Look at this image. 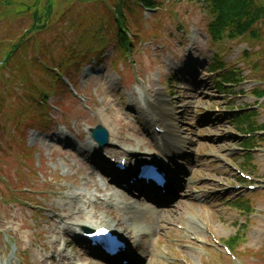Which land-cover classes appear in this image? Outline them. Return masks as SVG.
Here are the masks:
<instances>
[{"label":"rangeland","instance_id":"374dc122","mask_svg":"<svg viewBox=\"0 0 264 264\" xmlns=\"http://www.w3.org/2000/svg\"><path fill=\"white\" fill-rule=\"evenodd\" d=\"M5 1L9 2V6H3L0 2V264L8 261L9 264H38L41 261L45 232L54 229L55 225V231L60 232L61 227L57 224L58 219L54 214H61L60 207L67 203L66 196L71 192L82 196L85 192L98 191L100 195L101 192H106V188L101 190L97 185L93 177L94 168L86 164V156L83 155L80 159L76 156L79 152L71 148L81 147L82 143L91 141L86 134L87 127L101 124L116 141L120 136L122 145L119 147L136 149L138 145L140 151L161 153L156 150L151 134L142 126L141 116L144 114L145 99L161 110L159 125H170L177 132L184 151L182 160L179 161L183 164L179 172L183 173L176 176L182 185L179 191L175 189V199L159 208L167 211L166 214H163L161 219L150 218V225L155 231L142 237L141 247L133 254V264H163L161 259L165 253L173 258L169 260L170 264H183L176 259L178 257L190 264H224L220 258L212 255V261H208V256H202L199 250L187 247L191 245L199 249L193 245L189 236L180 234L173 228V225L187 227L189 222L194 223L198 218L204 223L212 224L214 234L222 239L223 244L229 243V236L236 232L239 224L248 225L242 232L245 243L239 246V251L247 252L241 256L238 248L232 245L233 252L238 251L239 256L245 259L244 264H264V193L252 195L243 189L233 191L234 186L239 187V182L235 180L233 172L227 169L226 164L235 163L238 168L243 169L241 158L246 154L239 149V140L242 139L243 133L236 131L223 114L229 107H232V110L244 109L253 107L256 103L249 92L254 86H260L261 83L256 81L264 82V22L259 40L225 41L215 46L206 36L204 27L210 21V15L203 11L202 2L176 0L178 2L169 7L171 10L167 8V12L155 17L161 25L159 28L154 24L155 19L151 18V14L142 13L139 20L141 34L133 39L132 55H125L121 59L118 57L120 61L113 65L117 55L112 51V47L107 45L104 50L106 55L101 61L95 55L88 54L87 60L79 66V72L71 61L63 77L70 80L73 90L69 86L67 93L59 89V95L63 93L62 96L48 101L49 105L60 107V110L48 112L51 121L53 117V122H44L47 124L45 127L39 122L44 130L42 133L27 129L20 134L25 123L29 124L31 120L39 121V117L34 114V106L27 102L30 94L26 92L24 85L30 88L32 97L37 98V104L40 102L36 92L38 84L41 90L49 89L53 85V81L46 74L43 75L38 70L33 71L23 64H20L11 76L4 60L12 45L20 40L24 31L31 28V14L35 12L41 18V24L47 23L48 26L44 36L32 38L40 44L39 47H49L42 53L38 50L37 57L46 55L49 63L57 62L62 65L61 61L66 63L67 57L75 50H81L77 48L88 39L87 32H95L100 24L97 23L98 15L108 10L100 1ZM258 1L264 5V0ZM47 5L52 8L49 9L48 15H43ZM92 15V18L88 17ZM69 20L78 27L71 28ZM178 26L184 32L178 31ZM84 27L87 32L85 37H81V29ZM52 35L61 36V42L52 43ZM105 40L108 41L107 38ZM180 44L184 46L181 47ZM85 47L87 45H82L81 48ZM27 48L28 54L12 59V67L19 63L20 58L29 61L27 57L33 55V50L30 45ZM245 51L251 53L252 57H260L257 70L251 74L244 68L246 82L242 88L230 91V96L218 93L212 83V76L208 75L212 56L219 53L225 61L232 62L237 61ZM67 65L61 67L65 68ZM172 76L178 79L175 88L177 94L170 95L166 82ZM249 79L255 81H248ZM239 89L244 95L233 94ZM157 96L162 97L166 105L157 106ZM134 99L139 102L137 108L130 104ZM257 115L256 124H264V111L258 110ZM59 121L66 122L65 129L58 124ZM18 126L21 129H18L17 137L10 138ZM76 132L80 135L78 139L74 136ZM60 133L66 135L65 138L68 137L73 143L65 144L63 140L59 141ZM258 136L264 139V133ZM255 148L249 156L256 169L251 170L252 173L248 169L243 170L249 171L261 181L259 191L262 192L264 141L258 142ZM238 197L249 198L255 213L250 219L247 214L237 212L233 208L235 206L231 207L229 204ZM139 201L147 205L141 207L145 210L157 209L149 208L144 200ZM202 202L210 206L200 208L198 205ZM98 203L93 204L96 210L92 211L97 219L101 220V216H104L108 217L114 226L125 224L124 227L128 231L124 233L125 236L130 239V244L135 242L134 224L124 223L125 220L115 215L113 210H105L104 206ZM111 214L115 216L112 217ZM248 222L250 224H245ZM144 223L145 221L142 222ZM72 239V235H60L59 243L63 247L65 240L69 241L70 247L77 255L83 259H91L92 264H98L90 254L83 252L81 246L71 244ZM130 248L132 253L134 247ZM44 253L49 257L50 245L46 244ZM248 256L253 259L250 260ZM224 262L230 264L228 260ZM45 264L71 262H60L55 258L53 262L47 259Z\"/></svg>","mask_w":264,"mask_h":264},{"label":"trees","instance_id":"16d2710c","mask_svg":"<svg viewBox=\"0 0 264 264\" xmlns=\"http://www.w3.org/2000/svg\"><path fill=\"white\" fill-rule=\"evenodd\" d=\"M140 1V0H139ZM145 5L151 7L149 0H142ZM214 15L218 18L214 24H209L207 27L208 33L210 37L215 39L219 36V34L226 33L229 36H241L243 34H247L251 37L257 36V28H254L255 24L262 19V15L264 14V6L258 4L255 0H208ZM1 2V1H0ZM141 2V1H140ZM124 6V2L120 3L116 7V11L118 12V17L116 18V23L118 29L116 30V38L118 44H120V48L125 49L128 43V37L125 29H124V19L123 13L121 11V7ZM39 17L36 16L34 23L39 24ZM33 24L35 28L38 25ZM224 64L216 62L211 70H215L216 68L223 67ZM237 75L235 73L224 74L222 77V81H228L232 83L235 81ZM239 77V76H238ZM219 91L222 90L221 84L219 82H215ZM257 95L261 93L255 91ZM250 115H244V117L239 119H234V124L240 131H250L255 128L254 124L250 122ZM249 142L243 143V147H248ZM249 157H247V160ZM249 161V160H248ZM240 206V205H239ZM241 207V206H240ZM248 210V207L245 209ZM234 240H231L233 242Z\"/></svg>","mask_w":264,"mask_h":264},{"label":"bare ground","instance_id":"6f19581e","mask_svg":"<svg viewBox=\"0 0 264 264\" xmlns=\"http://www.w3.org/2000/svg\"><path fill=\"white\" fill-rule=\"evenodd\" d=\"M158 118H160V112L159 113L156 112L153 118H150V119L147 118L144 121L145 129L149 130V127L151 128V123H154L156 120L158 121ZM169 135L171 137L174 136V134H172V132L170 130H169ZM70 142L73 143L72 140H70ZM110 143H112V145L115 144V142H113V138L110 140ZM86 147L89 149L91 147V144H86ZM135 152L136 151H134L132 149H124V154H125L124 155L120 151H117V150L114 149V150L109 152V155H111V158L125 157L128 160V162H129L131 159L136 157V153ZM92 198L96 199V196H93ZM97 198L100 199L104 204L107 203V204H112V205H115V206H117L118 201H119L118 198H114L112 196H108V197L106 196L104 199H101L99 197H97ZM93 199H89L88 201L90 203H94L95 201ZM67 200H68V202L62 204V206L60 208L63 209L62 210L63 211L62 214H64L63 215V218H64L63 223L65 225H68V226L70 225L72 227L71 228V232L72 231H77L78 228L82 229V228L86 227L85 225L90 226V225L93 224V221H91V219H92L91 215H89V217H87V218H81V220L87 222V224H85V225L80 222L81 220L73 219V221H71V220L67 219L66 217H68V216L66 215V213H68L69 216H72L73 214L76 213L75 211L81 212L79 210H84V209H88L89 208L91 211H93V207L92 208H90V206L87 207L88 205L86 204L85 201H83V198L80 195H73L72 194V196L68 197ZM133 212L137 214L136 215V214H134L132 212L130 213V216H132V215L133 216L129 220H131L133 224L137 225V223L139 221V218L140 219L143 218L144 220H146L145 221L146 222V226H148L149 223H148L147 219H145L146 216L148 217V215H149V218L153 217V218H160L161 219V216L163 214H166L167 211H165V210H163V211L155 210V211H150V212H145V211H139L138 212L136 210H133ZM62 214L59 215V216H62ZM123 226L124 225H122V224L120 225V228H121L119 230L120 233L126 232ZM134 230L136 232H135V238H134L135 242L133 243V245H138L139 242H140V238L142 236H145L148 233L151 234L155 229L153 227H149V226H148V228H145L144 226L140 225V226H136L134 228ZM48 234H49L48 235V244L51 245V248H52V253L50 254V256L51 257L60 256L59 254L61 253V249L59 248L58 239L56 237V234L54 232H50V231L48 232ZM142 253H143V250H142Z\"/></svg>","mask_w":264,"mask_h":264},{"label":"water","instance_id":"95a60500","mask_svg":"<svg viewBox=\"0 0 264 264\" xmlns=\"http://www.w3.org/2000/svg\"><path fill=\"white\" fill-rule=\"evenodd\" d=\"M93 133L97 134V131H94Z\"/></svg>","mask_w":264,"mask_h":264},{"label":"snow or ice","instance_id":"6c2138e0","mask_svg":"<svg viewBox=\"0 0 264 264\" xmlns=\"http://www.w3.org/2000/svg\"><path fill=\"white\" fill-rule=\"evenodd\" d=\"M101 231L103 232L104 230L102 229Z\"/></svg>","mask_w":264,"mask_h":264}]
</instances>
